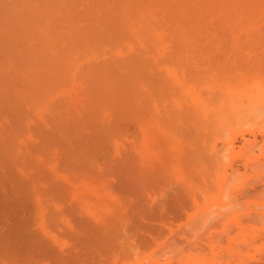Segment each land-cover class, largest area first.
Instances as JSON below:
<instances>
[{"label": "rangeland", "instance_id": "1", "mask_svg": "<svg viewBox=\"0 0 264 264\" xmlns=\"http://www.w3.org/2000/svg\"><path fill=\"white\" fill-rule=\"evenodd\" d=\"M0 1V5L2 2H8V5L4 3L5 6H0V74L3 72L2 75H4L3 77L0 75V264H264V10L244 11L242 9L244 12H237L238 10L228 7L231 9L230 11L225 8L227 12L225 9H223L224 12L221 9L219 10L222 12H218L221 3L225 1L223 0V2L220 1L221 3L217 2L219 5L215 9L217 12L191 14L192 17L203 16L198 17L199 20H203L200 22L193 18L196 21V23L193 22L197 24L196 26L189 23L190 27L187 24H185L186 27L184 25L181 27L179 26L181 22H178V27H176V23H173V26L169 24L171 29L164 28V26L161 27L160 32L158 31L160 28L155 25L153 28L157 29H154V33H156L154 36L153 30L150 29L153 22L150 23L148 20H151L152 17L155 19L157 13L159 14L161 11L158 8L166 6L163 3L164 6L157 8L162 3L157 0H153L157 1V6L153 1L148 3L145 2L148 0H136L140 2L141 7L144 5L148 7L146 9L144 6V14H142L143 7L138 11L143 16L141 17L139 14V17L143 19H141L142 22L150 23V27H146H149L150 31L148 29L147 31L145 26L144 28L141 26L147 23L144 24L140 20L139 22L137 16L135 18L139 23H142L139 25L142 29L134 28L138 22L132 21L133 16L130 11H136L133 8L140 7V5L135 6L137 2L134 3V0H129L134 1L133 6H131L132 2L128 3V0H112L113 2L111 0H87L88 6L85 3L86 0L84 2L78 0L79 4L76 3L77 1L71 4L74 1L69 0L68 8H71L70 12L77 14V17H72L73 15L69 17V12H67L68 19L62 17L66 14L59 11V6L56 8L59 13L57 11L55 15L62 16L55 18L53 14L55 11H52L54 5L50 6L52 3L46 2L50 6L47 9L52 7L50 9L52 13L47 11L46 14L44 11L46 5L41 0V3H38V0H33V2L36 5L45 6V8L42 7L44 9L43 17L39 14L41 11L36 12V8H34L35 12L32 7L31 10L28 8L31 4L30 0H28L29 5L25 0ZM10 1L15 2L12 3L15 4L14 7L19 5L17 7H21L22 10L13 9ZM17 1L18 3H16ZM49 1L51 2V0ZM92 1L93 3L95 1L97 5L93 6ZM169 1L174 2V0ZM181 1L184 0H175L176 8L182 5ZM190 1L188 3L191 5ZM19 2H24L23 6L25 4L28 7L25 6V9ZM105 2L110 6L108 7ZM212 2L215 4L216 0ZM111 3L113 6L116 5L115 8ZM235 3L236 0L230 2L231 7L235 6L233 5ZM54 4H56V0ZM63 4L62 6H64ZM217 4L215 5L218 6ZM226 4L228 3L224 2V6ZM242 4L244 3H240V6ZM31 5L33 6V4ZM149 5L155 6L154 8L150 7V12L147 11ZM190 5L186 6L187 9ZM84 6H87V9ZM171 6L172 3L170 6L167 5V12ZM61 8L63 10V7ZM38 9L40 10V8ZM73 9L74 12H72ZM80 9L88 12L83 11V13ZM102 9L106 12H100ZM118 9L123 12L122 16ZM152 9L153 13L156 10L160 11H156L154 16L147 19L149 17L146 13L149 12L150 15ZM184 9L185 6L180 10L183 12ZM16 10L18 11L16 12ZM75 10L76 12L79 10V14ZM172 10L171 8V11L168 12L169 16L170 13H173ZM177 10L175 9L174 13L179 12L178 15L182 13ZM189 10L184 13L187 14ZM233 10L236 12L234 13ZM65 11L66 9H64ZM111 11L113 13L117 11L116 13L119 15L117 16L115 13L112 15ZM23 12L29 18L22 17L21 19L19 15L24 16ZM167 12L165 9L164 15L166 13L168 17ZM28 13L36 16L30 15L31 21L32 17H35L32 21L34 24H29L31 22L28 20L30 19ZM100 13L104 15L101 17ZM138 13L135 12L134 15ZM174 13L171 14L172 17L175 15ZM161 16L160 20L166 17H163V14ZM128 17L132 19L134 25L129 22L130 19L128 21ZM36 18L38 21L35 23ZM64 18L66 22H62ZM157 18V21H160L159 17ZM168 18L165 19L169 22L178 21V19L174 20L176 17L173 19L170 16L171 20ZM39 19L43 22H40ZM108 19L111 23L108 22ZM118 19L121 22L117 21ZM122 20L129 26L125 27ZM197 20L199 23L202 22L201 25ZM24 21L29 24L24 23V25H28L29 31L25 29L26 26L23 27L22 22ZM90 21L95 22L91 24L94 25L93 27H97V29L95 28L96 33H99L97 37L91 34L94 29L88 26ZM157 21H155L156 24ZM204 21L206 22L204 23ZM72 22L74 24L78 22L77 27L76 25L74 27ZM80 22L82 23L79 26L82 27L81 30L78 28ZM37 23L41 25L38 26ZM52 23L54 24L52 25ZM62 23L69 24L73 26L72 28H78L77 32L84 33L87 39L89 36L88 40L92 42V39L99 38L98 36H101L106 28H109L111 36L120 34L119 32L115 34L119 29L120 31L127 29L124 31L125 34H129V36L126 35L127 39L133 37L137 41L132 39L135 42L129 40L126 44L127 39L123 35L120 37L121 39L124 37L123 41L121 40L118 45L116 43L117 47H113L114 42L111 40L115 41V39L108 38L112 43V45H110L111 43L108 45L106 37H110V35L108 33L109 36L105 35L104 38L105 32L101 39H106L107 45L103 48L105 40L101 46L103 43L100 42L101 39H94L95 41L99 40L101 45H96L95 41V44L91 45V42L88 41L90 48L98 46L96 49L89 48V51L93 49L92 52L87 50L90 54L84 52V49L89 45L87 43L86 46H88H84L87 41L84 40L86 38H83L81 41L84 42L85 48L83 46L82 48L86 55L83 53L81 55L84 56H81V42L78 43L79 50V48L77 49V40L73 42V37H71L73 33L75 34L76 29L71 31L70 37L73 43L71 45L69 35L67 34L68 38L65 34L69 30L66 28L69 25L65 27L61 25L62 30L65 28L68 30L64 31L63 35L61 34L62 37L60 36L62 32L59 31L61 29L59 25ZM86 23L87 26H85ZM49 24L51 27L47 26ZM159 24L161 23L159 22L157 26H161ZM163 24H165L164 20ZM14 25H18V27ZM109 25L113 28L111 29ZM99 26L105 29H100ZM120 26L122 27L120 28ZM16 28L17 30L21 29L19 30L21 35ZM99 29L100 32L103 31L100 33ZM50 30H54L53 33ZM87 31H90V34ZM144 31L148 32L147 35ZM157 31L160 33L158 34ZM166 33H168L167 38L164 35ZM77 34L79 33H76V36ZM85 35L84 37H86ZM81 36L80 38H82ZM46 38L51 41L45 40ZM27 39H29V44ZM116 42L118 41L116 40ZM22 43L24 45L26 43V45L23 47ZM69 44L72 47L75 46L77 49L75 53L77 52L76 54H79L81 59H78L79 55L77 57L73 54L76 57H67L71 55V51L75 50L73 47L71 51L70 49L68 51ZM123 44H125L124 48L121 46ZM140 44L139 47L142 49H136L135 45ZM130 45L132 47H129ZM19 46L21 49L18 48ZM36 46H38L36 50H33ZM49 47L50 49H48ZM58 47L62 53L67 48L65 53L68 51L69 55L65 54L66 61L74 60L72 58L78 59L77 62L75 61L74 66L77 67L75 66L74 70L71 65L74 61H71V64L68 63L71 66H67V63H64L66 66L61 65V61L53 63L56 58L61 60L60 56H65L57 52ZM12 48L13 50H11ZM38 50L40 51L38 52ZM147 50L150 51L146 54ZM129 52L133 55L132 57L137 58V62L138 59L140 61L142 59V64L146 62L145 64L149 68L146 70V65L144 64L143 68L139 62L142 70L138 67L139 63L134 66L133 70L137 67L140 74L137 73V76L134 74L138 70L131 72L132 69H130L129 72V68H127L130 66L129 63L134 65L132 62L134 59L128 55ZM127 56H130L132 61L127 58L129 62L126 60L128 63L125 64L124 60ZM51 58L54 59L53 62H47ZM33 60L37 61L34 63ZM62 60L64 62V58ZM115 60L124 63L117 64ZM112 62L120 66L129 64L127 67H123L128 69V71L124 70V72L126 71V74L123 73L125 76L127 72H129L128 74L133 73L134 77L140 76L138 77L139 88L135 86V89L138 90V92L135 91V95L132 94L129 98L130 95H128L126 99L122 96L124 100L121 98L120 101L118 95L115 94L117 91H111V88L116 85L117 87L121 86L119 83L121 78H123L122 82L128 79L130 80L128 82H131L134 78L130 79L129 76L126 79L120 75L117 76L119 78H116V75L120 74L118 66H116L117 73L116 70L113 71L114 69L111 71L114 72V79H118L119 82L115 83L112 80L116 85L112 84L113 87L110 89L108 87L110 85H105L108 89L105 90V86L103 90L101 89L102 83L99 84V82L102 80L100 81L97 72L102 70L105 72L103 65L108 63L112 65ZM57 63L66 68L63 70V68L54 66ZM109 65L107 66L109 67ZM112 66L110 67L113 68ZM36 67L38 68L36 69ZM69 67L73 71H70ZM89 68L92 69V75ZM111 68H108L107 73ZM15 70H18L17 74ZM38 70L41 72L39 71V73ZM26 71L28 73L30 71L32 76ZM95 71H97L96 75ZM122 71L121 69V75H123ZM20 72L22 75H19ZM65 72L66 76H64ZM78 72L83 76L80 74L77 76ZM105 73L103 74L105 75ZM52 75L57 76L58 80L53 79ZM68 75L73 78H69ZM85 75L88 77L85 78ZM133 75L131 74V76ZM18 76H22V78ZM105 77L107 76L105 75ZM105 77H103L104 80ZM4 78L7 81L3 83L1 79L4 80ZM41 78H43V82ZM109 78L111 80L112 77L107 79ZM23 79L24 81H22ZM51 81L52 84H50ZM218 81L220 84L224 81V86L223 84L219 85ZM16 82L17 84H15ZM41 82L46 86L44 87ZM124 82L121 84H127L126 87H128L129 83ZM54 83L56 84L54 85ZM48 85H54V87L51 86L56 91L54 96V91ZM95 85L98 89L95 88ZM218 85L223 88V90L220 89L222 91L219 94L222 98L215 96L216 99L220 98V101L211 98L214 94L212 90L219 91L216 88ZM117 87L116 90L120 92L121 88ZM39 88H41L40 91ZM4 89H8L6 91L10 92V95L14 91L15 95H11L13 100L8 99L10 98L8 97L9 93L4 92ZM113 89L115 90V88ZM126 91L130 93L129 90ZM216 91L214 92L216 93ZM39 92L41 95L44 93L48 100L45 99L44 94L40 96ZM105 92L108 98L110 97L109 99L118 98L116 103L110 100L112 104L109 103L108 106L101 104L105 103L101 99L104 96L106 98ZM207 94L209 95L207 96ZM17 96L19 99L20 97L24 99L18 101ZM39 97H43V100L39 101L41 103L36 106V101L38 103V100H41ZM94 98H97L98 102L102 100L100 105H103V109L97 101H95L97 104L94 102ZM209 98L215 100V103L212 100L209 101ZM34 103L35 105H32ZM49 103H53L52 106ZM93 105L100 107V111H97L98 108H96L97 110L93 112ZM121 108L124 110L122 109V111ZM75 116L76 118H74ZM59 117H62V122ZM69 118L70 120L77 119V123L75 121L73 123ZM94 120H97L98 125L96 122V125L94 124ZM92 121L94 126L90 123ZM108 130L111 132H107ZM86 134L91 137H85ZM82 135L84 136L82 137ZM82 141L84 142L82 143ZM22 183L27 184L30 188L24 184L22 187ZM19 186H21L20 191ZM204 217H208L209 223H204ZM196 227L199 229L197 234Z\"/></svg>", "mask_w": 264, "mask_h": 264}, {"label": "bare ground", "instance_id": "2", "mask_svg": "<svg viewBox=\"0 0 264 264\" xmlns=\"http://www.w3.org/2000/svg\"><path fill=\"white\" fill-rule=\"evenodd\" d=\"M20 1H23V0H20ZM25 1L28 2V0H25ZM34 1H35V0H34ZM41 1H42L43 3H45L44 5H46V8H45V6H42L41 4H40V5H36L35 2H33V0H30V1H29L31 4H33V6H32L29 2L27 3L28 5L30 4L29 7H28V5L26 6L25 4H24V6H23L22 3H24V2H19V3H20L25 9H26V7L30 8V10L33 8L34 12H35L36 9H37V11H36L37 13H39V11H41V12L39 13L40 16H42V15H43L42 13H44V12H43V10H44L43 8H45L44 11H46L45 13L47 14V11L50 12V9H51L52 7H51L50 9H47V8H49L50 6H53V5H54L55 9H54V7H53V8H52V11H53V10L55 11V12L53 13L54 16H55V18L58 16V15H57V16L55 15V13L58 11V9L56 10V8H59V7H60V8L63 7V10H61L62 8H61V9L59 8V11H60L62 14H66L67 12H69V13H70V14L68 13V16H69V17H71L72 15H73L72 17H74V16L77 15V14H76V15H75V14H72V13L70 12V10H72V9H71V8H68L69 5H70V3H68L69 0H64V1H67V2H64L63 0H60V1L58 0V2H57V0H56V4H54V3H55V0H51V2H50L49 0H45V2H44V0H41ZM73 1H74V2H73ZM76 1H77V2H76ZM81 1H82V0H81ZM90 1H91V0H90ZM128 1H129V0H128ZM134 1H135V2H134ZM134 1H133L134 3L137 2L136 0H134ZM143 1H144V0H143ZM149 1H153V0H148V1H145V2H148V3H149ZM157 1H158L159 3H160V2H162V3L158 5V3L156 4ZM157 1H156V2L153 1V2H155V3H154L155 6L158 5L157 8L160 7V6H164V5H166V6H164V7H160V8H158V9H161V11H160V10L157 11V10H156L157 8L155 9L157 12L160 11L159 14H158L156 11H154L155 14L157 13L156 16L159 17V20H160V18H162V16H161L162 14H163V17L166 16V13H165V15H164V10L166 9V12H167V10H168V9H167V5H168V4H169V6H170L171 3H172L171 8L173 9V10H172L173 13H174V10H175V9H176V10L178 9L179 11L182 12V10H180V9H183L184 6H185V9H186V10L184 9L183 12H182L181 14H179V15L177 14V13H179V12L174 13L175 15L177 14L178 16H177V15H176V16L174 15L173 17H172V15H171V14H173V13H170L171 18L174 19V17H176L174 20L178 19V21H177V20L174 21V22L170 21V22H172V23H170L169 21H167V19H165V18H168V17H169L168 19L171 20V18H170V16H169V13H168L169 11H171V8L168 7V8H170L169 11L167 12L168 17L166 16V17H164L163 19H161V20H162V22H161V20H160V21H157V20H158L157 17H156L155 19H154L153 17L151 18V16H154L155 14L153 13V9H152V10H151V14H152V15H151V14L149 15L150 7H152L151 5H149V10H147V11H149V12L146 13V15L148 14L147 17H149V18H147V19H150V18H151V20H148V21H149L150 23L153 22V24L151 23V26H152V27L150 28V29L153 30L152 33H154V31H155L158 27L160 28V29H158V31L161 32V27L163 28V27L165 26L164 28H167V27H169V26H171V25L173 26V25H174L173 23H176L175 25H176V27H178V25H179L178 22H181L180 25H179V26H181V27H184L185 24H187V25L189 26V23H191V25L193 24V26H196L197 24H194V23H196V21L193 20V18H194V19H198V17H203V16L192 17L191 14H193V13H198V14H199V13H205V12L210 13L211 11H212V12H213V11L217 12V10H215V9H217V7H219V5L217 4V2H219V3L223 2V0H218V1L216 0V3H215V4L218 5V6H216V5L212 2V1H215V0H203V1H202V0H201V1H198V0L196 1V0H194L195 3L193 2V0H191V1H190V2H191V5H190V3H188L189 0H187V2H185L186 0H184V1H181V3H182V5H183V2H185V3H184L185 5H183V7H181V6H182V5H181V6L179 7V8H180V9H179V8H176L177 5L175 4V0H174V2H172V1L170 2V1H169L170 3L168 2V0H166V2H168V3L164 2V0H163V1H162V0H160V1L157 0ZM177 1H178V0H177ZM220 1H221V2H220ZM229 1L232 3V2L235 1V0H229ZM229 1H228V0L226 1V0H225L224 2H225V3H228L230 6H229L228 4H226L227 6H226V5L224 6V2H223V3H221L222 5L218 8V12L220 11L219 9H221V10L223 11V9H225V8L227 9V11H228V10L230 11L231 9L238 10L237 12H240V11L244 12V11H247V10H248V11H255V10L259 11V10H261V9L264 10V1H261V0H239L240 3L243 2V3L245 4V5L242 4V5H241L242 7L240 6V3L238 4V2H239L238 0H236V3L233 4V5H235V6H232V7H231L232 4H230ZM237 1H238V2H237ZM0 2H1V1H0ZM10 2H11V1H10ZM37 2L39 3L40 0H38ZM46 2L49 3V4H50V3H52V4H50V6H49V4H46ZM63 2H64V4H63ZM69 2H70V1H69ZM72 2H73V3H71V4H74L75 2L79 4V1H78V0H72ZM83 2H84V0H83ZM83 2H82V3H83ZM98 2H99V1H98ZM102 2H103V1H102ZM109 2H110V1H109ZM111 2H113V1L111 0ZM116 2H117V1H116ZM131 2H132V1H129L128 3L130 4ZM133 2H132V5H131V6L134 5ZM4 3H5L6 5H8V2H7V1H6V2H2L1 4L4 5ZM12 3H15V2H11L10 4H12ZM16 3H18V1H17ZM40 3H41V2H40ZM80 3H81V2H80ZM85 3H86V5H87V3H89V2H87V0H86ZM91 3H93V1H92ZM96 3H97V2H96ZM99 3H100V2H99ZM103 3H104V2H103ZM137 3H139V4H137ZM137 3H136L135 6L140 5V2H137ZM151 3H152V2H151ZM163 3H164V5H163ZM177 3H178V2H177ZM179 3H180V2H179ZM187 3H188V4H187ZM57 4H58V5H57ZM59 4H60V5H59ZM62 4H63L64 6H62ZM66 4H67L68 6H67ZM94 4H95V1H94V3H93L92 5H93V6L97 5V4H95V5H94ZM105 4H106V2H105ZM105 4H104V6H105ZM111 4H112V3H111ZM154 4H152V5H154ZM174 4H175V5H174ZM186 4H187V5H186ZM2 5H0V6H2ZM21 5H20V6H21ZM56 5H57V6H56ZM83 5H84V3H83ZM83 5H82V7H83ZM102 5H103V4H102ZM106 5H108V4H106ZM118 5H119V4H118ZM173 5H174V6H173ZM188 5H190V6L188 7V9H190V10H189V12H187V14H186V13H184V12H185V11H188V9H187V7H186V6H188ZM236 5H237V6H236ZM4 6H5V5H4ZM14 6H15V4H12V8H13V9H15V8H19V7H17V6H19V5H16V7H14ZM25 6H26V7H25ZM38 6H39V7H38ZM40 6H41V7H40ZM58 6H59V7H58ZM74 6H75V5H74ZM87 6H88V5H87ZM87 6H86V7H87ZM109 6H110V5H108V7H109ZM112 6H113V4H112ZM112 6H111V7H112ZM114 6H116V5L114 4ZM114 6H113V7H114ZM144 6H145V5H144ZM144 6H142V7H143V10L140 9V8H142L141 5H140V7L137 6V8H136V7L133 8V9H136V11H133V10L130 11V12L132 13V16H133V20L129 18V17H131V16H129V17L127 18L128 21H129V19H130V21H129L130 23H132V21H135V22H136L137 19H138V21L140 20V21L142 22L143 19H142L141 17H143V16L140 14V12L138 11V9L142 10V12H143L142 14H144V13H145V11H144L145 8L148 9L147 6H145V8H144ZM155 6H153L152 8H154ZM222 6H223V7H222ZM238 6H240L239 9H238ZM244 6H245L246 8H245ZM31 7H32V8H31ZM37 7L40 8V10H39ZM42 7H43V8H42ZM66 7H67V8H66ZM71 7H72V6H71ZM84 7H85V6H84ZM86 7H85V8H86ZM96 7H97V6H96ZM105 7H106V6H105ZM108 7H107V8H108ZM129 7H130V5H129ZM228 7H230L231 9H230V8L228 9ZM236 7H237V9H235ZM1 8H2V7H1ZM20 8H21V7H20ZM20 8H19V10L21 11L22 9H20ZM24 8H23V9H24ZM28 8H27V11H28ZM34 8H36V9H34ZM72 8H73V7H72ZM78 8H79V7H78ZM90 8H91V6H90ZM90 8H89V9H90ZM92 8H93V7H92ZM97 8H98V7H97ZM99 8H100V7H99ZM114 8H115V7H114ZM117 8H118V7H117ZM121 8H122V5H121ZM174 8H175V9H174ZM4 9H5V8H4ZM64 9H66L65 12H64ZM74 9H76V8L74 7ZM74 9H73L72 12H74ZM81 9H82V8H81ZM81 9H80V10H81ZM83 9H84V8H83ZM86 9H87V8H86ZM108 9H109V8H108ZM110 9H111V8H110ZM125 9H126V8H125ZM125 9H124V10H125ZM131 9H132V8H131ZM226 9H225V11H226ZM242 9H244V11H243ZM106 10H107V9H106ZM116 10H117V9H116ZM178 10H177V11H178ZM234 10H233V12L235 13L236 11H234ZM262 10H261V11H262ZM9 11H10V10H9ZM9 11H8V12H9ZM17 11H18V10H16V12H17ZM25 11H26V10H25ZM25 11H24V12H25ZM27 11H26V12H27ZM59 11H58V13H59ZM81 11H82V10H81ZM83 11L88 12L87 10H83ZM83 11H82V12H83ZM91 11H93V10H91ZM96 11H97V9H96ZM101 11L104 13L105 10L102 9V10H100V12H101ZM119 11H120V9H118V12H119ZM128 11H129V10H128ZM132 11H133V12H132ZM162 11H163V12H162ZM222 11H220V12H222ZM227 11H226V12H227ZM13 12H14V10H13ZM24 12L22 13L23 15H24ZM26 12H25V13H26ZM75 12H76V10H75ZM78 12H79V10H78L76 13H78ZM105 12H106V11H105ZM111 12H112V11H111ZM111 12H110V13H111ZM116 12H117V11L114 12L115 15H117ZM121 12H122V11H120L119 14H121V16H122V15H123V12H122V13H121ZM135 12H136V13L139 12V13H138L137 15H134ZM223 12H224V11H223ZM14 13H15V12H14ZM37 13H36V14H37ZM50 13H52V12H50ZM83 13H84V12H83ZM92 13H93V12H92ZM92 13L90 14L91 16H92ZM96 13H97V12H96ZM96 13H95V14H96ZM114 13L112 12L111 14L113 15ZM124 13H125V12H124ZM131 13H130V14H131ZM160 13H162V14H160ZM10 14H11V12H10ZM15 14H16V13H15ZM39 14H37V15H39ZM53 14H50V15H53ZM78 14H79V13H78ZM93 14H94V13H93ZM100 14H101V17H102V15H104V14H102V13H100ZM119 14H118V15H119ZM125 14H126V13H125ZM139 14L141 15V17H139V16H140ZM219 14H220V13H219ZM219 14H218V15H219ZM17 15H18V14H17ZM20 15H21V14H20ZM20 15H19V17H21V19H22V17L25 18V19L29 18L28 16H26V14L24 15L25 17H24V16H20ZM27 15H29V13H28ZM30 15L35 16V15H33V14H30ZM30 15H29V16H30ZM44 15H45V14H44ZM81 15L83 16L82 13H81ZM87 15H88V13H87ZM98 15H99V14H98ZM115 15H114V16H115ZM118 15H117V16H118ZM127 15H128V14H127ZM180 15H181V17H182V16H183V17H182V18L179 17ZM195 15H196V14H195ZM201 15H202V14H201ZM208 15H209V14H208ZM208 15H207V17H209ZM215 15H216V14H215ZM13 16H14V15H13ZM15 16H16V15H15ZM15 16H14V17H15ZM45 16H47V15H45ZM45 16H44V17H45ZM60 16H62V15H60ZM60 16H58V17H60ZM68 16H67V14H66V15H64V16H62V17H66V18L68 19ZM105 16H106V15H105ZM108 16H109V18H110V15H108ZM108 16H107V17H108ZM125 16H126V15H125ZM136 16H137V19L135 18ZM160 16H161V17H160ZM184 16H185V17H184ZM3 17H4V16H3ZM10 17H11V15H10ZM35 17H36V16H35ZM35 17H34V18L32 17V21H34L33 19H35ZM37 17H38V16H37ZM42 17H43V16H42ZM47 17H48V16H47ZM50 17H51V16H50ZM76 17H77V16H76ZM79 17H80V16H79ZM86 17H87V16H86ZM89 17H90V16H89ZM123 17H124V16H123ZM144 17H145V15H144ZM178 17H179V18H178ZM189 17H190V19H189ZM191 17H192V18H191ZM212 17H214V16H212ZM216 17H218V16H216ZM16 18H17V17H16ZM39 18H40V17H39ZM45 18H46V17H45ZM45 18H44V20H46ZM53 18H54V17H53ZM87 18H88V17H87ZM98 18H99V16H98ZM98 18H97V19H98ZM112 18H113V16H112ZM120 18H121V17H120ZM180 18H181V21H179ZM218 18H219V17H218ZM17 19H19V18H17ZM36 19H37V18H36ZM40 19H42V18H40ZM40 19H39V20H40ZM48 19H49V18H48ZM61 19H63V18H61ZM77 19H78V18H77ZM85 19H86V18H85ZM89 19H90V18H89ZM103 19H105L104 16H103ZM103 19H101V20H103ZM115 19H116V17H115ZM115 19H114V20H115ZM141 19H142V20H141ZM153 19H154V20H153ZM187 19H188V22H187ZM210 19H211V18H210ZM213 19H214V18H213ZM9 20H10V19H9ZM11 20H12V19H11ZM11 20H10V21H11ZM28 20H29V22H31V23H29V24H34V22L31 21V16H30V19H28ZM42 20H43V19H42ZM42 20H40V22H43ZM58 20L60 21V19H58ZM58 20H56V21H58ZM74 20H75V19H74ZM86 20H87V19H86ZM99 20H100V19H99ZM99 20H95V21H99ZM108 20H109V19H108ZM108 20H107V21H108ZM112 20H113V19H112ZM131 20H132V21H131ZM152 20H153V21H152ZM163 20H164V23H165V24H163ZM165 20H166V22H165ZM182 20H184V21H183V24H182ZM198 20H199V19H198ZM198 20H197V22H198ZM214 20H216V18H215ZM0 21H1V20H0ZM2 21L4 22L5 20H2ZM22 21H23V20H22ZM37 21H38V19L35 21V23H36ZM47 21H48V20H47ZM53 21L55 22L54 19H53ZM92 21H93V20H92ZM103 21H104V20H103ZM117 21L121 22L120 19H118ZM124 21H125V20H124ZM138 21H137V22H138ZM140 21H139V22H140ZM148 21H146V22L143 21V22H142V23H144V24L147 23L146 25H143L142 23H139V22H138L139 24L137 23V26H139L140 24H142L141 26H142L143 28H144V26H145V28H146L147 26L150 27V23H148ZM155 21H157V24L155 23ZM194 21H195V22H194ZM200 21H203V20L200 19L199 22H200ZM217 21H218V19H217ZM220 21H222V20H220ZM25 22H26V21L22 22V24L24 25ZM62 22H66V21H65V18H64V20H63ZM108 22H110V20H109ZM135 22H134V23H135ZM159 22L161 23V24H159V25H161V26H157ZM193 22H194V23H193ZM199 22H198V24L201 25L202 22H201V23H199ZM205 22H206V21H204V23H205ZM0 23H1V22H0ZM17 23H18V21H17ZM17 23H16V24H17ZM26 23H27V22H26ZM72 23L74 24V22H72ZM77 23H78V22H76V24H77ZM87 23H88V22H87ZM87 23L85 24V26H87ZM91 23H92V22L90 21V24H91ZM94 23H95V22H93L92 24H94ZM101 23H102V21H101ZM103 23H104V22H103ZM106 23H107V22H106ZM106 23H105V24H106ZM110 23H111V22H110ZM115 23H116V22H115ZM122 23L125 25V27H128V26H129V25L125 24V23L123 22V20H122ZM167 23H168V24H167ZM4 24H5V23H4ZM7 24H8V23H7ZM27 24H28V23H27ZM29 24H28V25H29ZM37 24H38V23H37ZM37 24H36V25H37ZM39 24H40V23H39ZM39 24H38V26H39ZM43 24H44V23H43ZM53 24H54V23H52V25H53ZM56 24H57V23H56ZM70 24H71V22H70ZM76 24H74V27H75ZM81 24H82V23L80 22V24L78 25V28H79V29L82 28V27H79ZM90 24H88L89 27H93V26H94V25H92V24H91V26H90ZM108 24H109V23H108ZM128 24H129V23H128ZM132 24H133V23H132ZM135 24H136V23H135ZM148 24H149V25H148ZM166 24H167V26H166ZM169 24H171V25H169ZM0 25H1V24H0ZM5 25H6V24H5ZM8 25H10V24H8ZM28 25H27V26H28ZM40 25H41V24H40ZM45 25H46V24H45ZM61 25L65 27L67 24H66V25H65V23L60 24V25H59L60 28L62 27ZM68 25H69V24H68ZM68 25H67V26H68ZM96 25H97V24H96ZM103 25H104V24H103ZM106 25H107V24H106ZM106 25H105V26H106ZM126 25H127V26H126ZM133 25H134V24H133ZM133 25H132V26H133ZM155 25H156V26H155ZM162 25H163V26H162ZM182 25H184V26H182ZM187 25H186V26H187ZM191 25H190V26H191ZM202 25H203V24H202ZM11 26H12V25H11ZM14 26H17V27H18V25H14ZM20 26H21V24H20ZM25 26H26V25H24L23 27H25ZM27 26H26L25 29H28ZM30 26H31V25H30ZM32 26H33V25H32ZM42 26H43V25H42ZM47 26H50V24L47 25ZM100 26H102V25H100ZM100 26H99V28H100ZM105 26H104V27H105ZM109 26H110V25H109ZM114 26H115V25H114ZM130 26H131V25H130ZM137 26H134V28H136L137 30L140 29V28L142 29L141 26H139V27H137ZM153 26H155V27H157V28L155 29V27L153 28ZM186 26H185V27H186ZM190 26H189V27H190ZM193 26H192V27H193ZM6 27H7V25H6ZM9 27H10V26H9ZM43 27H44V26H43ZM50 27H51V26H50ZM52 27H53V26H52ZM59 27H58V28H59ZM64 27H63V28H64ZM72 27H73V26H71V25H69L68 27H66V28H68L69 30L66 29V28L63 29V30H62V28L59 29V31L61 30L60 32H62V33H60V36L62 37L63 32H64V31L67 32L66 30H68L67 33H65V32H64V33L66 34L67 37H68V35H69V37H70V35L72 34V32L75 31L74 29H76L75 34L73 33V34L75 35L76 39L74 38L73 34H72L71 37H73V39H72L73 42H76V40H77V45H78V46H77V49H78L79 46H80L78 43L81 42V44H82V45H81V49H82V50H81L80 55L83 54L84 52H86V53L88 54L89 52H92L93 49H96V47H98V46H96V47L93 48V47L91 46V48H93V49H92L91 51H89V50L91 49V48H90V44H89V42H91V45H92V43L95 44V42H96V45H99V44H100V43H99V40H100L101 38H103V37L105 38L106 36H109V35L111 34V32L109 33V31H110L109 28H106L108 32L105 31V30H106L105 28H100V29H105L104 31L101 30V32L103 31V33L101 34V36H103V34H104L105 32H106L107 34L105 33L103 37L98 36L99 38H97V39H99V40H98V41H95L94 39H96L97 35L99 34V33H98V34L96 33L97 31L95 30V28L97 29V27L95 26V27H93V29H94L95 31L91 28V31H92V30L94 31V34L92 33L93 31L91 32V34L94 35V36H96L94 39H92V40H93V42H92V41H89V40H88V39H89V36H88V39H87V36H86L84 33H83V34L80 33L81 31H80V32H79V31L77 32L78 28H72ZM76 27H77V25H76ZM107 27H108V26H107ZM118 27H119V26H118ZM121 27H122V26H120V28H121ZM123 27H124V26H123ZM149 27L146 28V30L148 29V30L150 31ZM12 28H13V26H12ZM14 28H15V27H14ZM21 28H22V26H21ZM53 28H54V27H53ZM58 28H57V29H58ZM71 28H72V29H71ZM84 28H85V27H84ZM110 28L112 29L113 27L110 26ZM115 28H117V26H115ZM171 28H172V27H171ZM171 28L169 27L168 29H171ZM4 29H5V26H4ZM18 29H19V28H18ZM22 29H24V28H22ZM37 29H38V28H37ZM39 29H40V28H39ZM39 29H38V30H39ZM86 29H87V28H86ZM86 29H85V30H86ZM88 29H89V28H88ZM100 29H99V32H100ZM154 29H155V30H154ZM168 29H166L167 32H169ZM2 30H3V29H2ZM7 30H8V29H7ZM11 30H13V29H11ZM16 30H17V28H16ZM19 30H21V29H19ZM19 30H17V31H19ZM30 30H31V29H30ZM32 30H33V29H32ZM38 30H37V32H38ZM55 30H56V29H55ZM72 30H73V31H72ZM80 30H81V29H80ZM85 30H84V31H85ZM113 30H115V29H113ZM116 30H117V29H116ZM116 30H115V31H116ZM126 30H127V29H126ZM126 30H125V29L122 30L123 32L120 31V29L117 30L115 34H117V33L119 32V33L122 34V35H120V34H118V35H114L115 38H113L114 36H111L112 34L110 35V37H106L107 42H108L107 44L109 45V43H111V42L113 41L115 45H114V44L112 45V43H111L110 45H112L113 47H115V46H116V43H117V45H118V43H120L121 40L123 41V38H124V37H126L125 39H127L128 36H129V34L127 33L128 36H126V35H127V34H125L126 32L124 33V31H126ZM144 30H145V29H144ZM148 30H147V31H148ZM8 31H10V30H8ZM8 31H7V32H8ZM23 31H24V30H23ZM28 31H29V29H28ZM50 31H51V30H50ZM53 31H54V30H53ZM53 31H51V33H53ZM71 31H72V32H71ZM141 31H142V30H141ZM147 31H146V32L144 31V33H145V34L148 33ZM158 31H157V33H158ZM19 32H20V31H19ZM24 32H25V31H24ZM33 32H34V31H33ZM69 32H71V33H69ZM87 32H89V34H90V31H87ZM101 32H100V33H101ZM112 32H113V31H112ZM127 32H129V31H127ZM160 32H159V33H160ZM1 33H2V32H1ZM27 33H28V32H27ZM40 33H41V32H40ZM48 33H49V32H48ZM51 33H50V36H51ZM54 33H55V32H54ZM76 33H79V34H81V35H83V36H81V35H79V34H77V36H76ZM108 33H109V35H108ZM123 33H124V34H123ZM138 33H139V32H138ZM141 33H142V32H141ZM150 33H151V32H150ZM150 33H149V34H150ZM159 33H158V34H159ZM17 34H18V33H17ZM61 34H62V35H61ZM67 34H68V35H67ZM135 34H136V33H135ZM142 34H143V33H142ZM142 34H141V35H142ZM167 34H168V33L164 34L165 37H166ZM8 35H10V34H8ZM20 35H21V32H20ZM22 35H23V34H22ZM35 35H36V34H35ZM39 35H40V34H39ZM42 35H43V33H42ZM58 35H59V33H58ZM58 35H57V36H58ZM78 35H79V36H78ZM84 35H85L86 37H84ZM105 35H106V36H105ZM123 35H124V37H122V39H121L120 37L123 36ZM143 35H144V34H143ZM146 35H147V34H146ZM155 35H156V33H154V36H155ZM164 35H163V36H164ZM25 36H26V35H25ZM36 36H37V35H36ZM46 36H48V35H46ZM52 36H53V34H52ZM60 36H59V37H60ZM64 36H65V35H64ZM80 36H81L82 38H80ZM167 36H168V35H167ZM69 37H68V38H69ZM71 37H70V40L68 39L69 42L71 41ZM111 37H112V38H111ZM117 37H118V38H117ZM141 37H142V36H141ZM141 37H140V38H141ZM143 37H144V36H143ZM151 37H152V35H151ZM165 37H164V38H165ZM8 38H9V37H8ZM14 38H15V37H14ZM23 38L25 39V37H23ZM39 38H40V37H39ZM48 38H50V37H48ZM48 38H46L45 40H47ZM54 38H57V37H54ZM63 38H64V37H63ZM83 38H86L87 40H86V39H84V40L87 41V42L84 43L83 41H81ZM92 38H93V36H92ZM108 38L115 39V41H114V40H111V42H110ZM134 38H135V37H134ZM152 38H154V37H152ZM152 38H151V39H152ZM164 38H163V40H164ZM166 38H167V37H166ZM65 39H66V38H65ZM79 39H80V40H79ZM97 39H96V40H97ZM106 39H101V40H100V42H101V41L103 42V40H105V44H104V42H103V43L101 42L102 45L100 44L101 46H103V44H104L103 48L105 47V45H107V44H106ZM132 39H133V37H132V38L130 37L129 40L132 41V42H135V41H133V40H136V41H137V39H133V40H132ZM141 39L144 40V38H141ZM14 40H15V39H14ZM18 40H19V39H18ZM27 40H28L27 42H28V44H29V39H27ZM40 40H41V38H40ZM40 40H39V41H40ZM78 40H79V42H78ZM116 40H117L118 42H116ZM129 40H128V39L126 40V44H127V42H128ZM157 40L159 41V39H157ZM161 40H162V39H161ZM15 41H16V40H15ZM21 41H22V40H21ZM47 41L50 42L51 40H47ZM47 41H46V42H47ZM72 41L70 42V44L72 43ZM88 41H89V42H88ZM94 41H95V42H94ZM145 41L147 42V40H145ZM149 41H150V40H149ZM149 41H148V43H149ZM158 41H157V42H158ZM27 42H26V43H27ZM41 42H44V41H41ZM41 42H40V43H41ZM49 42H48V43H49ZM52 42H54V41L52 40ZM59 42H60V41H59ZM59 42H58V43H59ZM14 43H15V42H14ZM17 43H19V42H17ZM17 43H16V46H17ZM26 43H25V45H26ZM32 43H33V42H32ZM32 43H31V44H32ZM37 43H38V42H37ZM83 43H84L85 45H84ZM87 43H88L89 47H88V48H85L84 46H86ZM129 43H130V42H129ZM137 43H138V42H137ZM144 43H145V42H144ZM159 43H161V42H159ZM20 44H21V43H20ZM28 44H27V45H28ZM31 44H30V45H31ZM49 44H51V43H49ZM54 44H55V42H54ZM56 44H57V43H56ZM59 44H60V43H59ZM61 44H63V43H61ZM70 44H69V46H68V49H67V48H66V49H67L68 51H69V49H70V51H71L72 48L74 47L75 50L73 49L74 51H73V52L71 51V53H70L71 55H70V56H67V57H70V58H71V56H73V55H77V57H78L79 54H76L77 52L75 53V51H76L77 49L75 48L74 45H73V47L71 46L73 43H72L71 45H70ZM138 44H139V43H138ZM25 45H24V43H22V46H23V47H24ZM35 45H36V43H35ZM64 45H65V44H64ZM75 45H76V43H75ZM83 45H84V46H83ZM88 45H87V46H88ZM124 45H125V44H123V45H121V46L123 47ZM128 45H129V44H128ZM132 45H134V44H132ZM132 45H130L129 47H132ZM147 45L150 46V44H147ZM11 46H12V45H11ZM31 46H32V45H31ZM40 46H41V45H40ZM48 46H49V45H48ZM58 46H60V45H58ZM61 46H62V45H61ZM70 46H71V47H70ZM82 46H83L85 49L82 48ZM87 46H86V47H87ZM93 46H94V45H93ZM112 46H111V47H112ZM135 46H136V49H137V48H140L139 46H141V44H140V45H135ZM149 46H148V47H149ZM152 46H153V45H152ZM12 47H13V46H12ZM28 47H29V45H28ZM37 47H38V46H36L34 49L31 47V50H32V49H33V50H36ZM42 47H43V46H42ZM53 47H54V46H53ZM55 47H56V46H55ZM116 47H117V46H116ZM142 47H144V46H142ZM18 48H20V46H19ZM40 48H41V47H40ZM46 48H47V46H46ZM89 48H90V49H89ZM99 48H100V46H99ZM99 48H98V49H99ZM123 48H124V47H123ZM133 48L135 49V47H133ZM151 48H152V47H151ZM151 48H150V50H151ZM14 49H17V47H16V48L14 47ZM20 49H21V48H20ZM29 49H30V48H29ZM43 49H44V47H43ZM43 49L41 48V50H43ZM48 49H50V47H49ZM64 49H65V48H64ZM66 49H65V50H66ZM83 49H84L85 51H84ZM88 49H89V50H88ZM100 49H101V48H100ZM107 49H108V47H107ZM118 49H119V48H118ZM136 49H135V50H136ZM140 49H142V48H140ZM147 49H148V48H147ZM11 50H13V48H12ZM57 50H58L57 52H60V51H59V47H58ZM61 50H62V49H61ZM65 50H64L63 53H62V52H60V53H62V55H65V54L69 55L68 51H66V53H65ZM79 50H80V48H79ZM87 50H88L89 52H87ZM124 50H125V49H124ZM150 50H149V51H150ZM39 51H40V50H38V52H39ZM45 51H46V50H45ZM45 51H44V53H45ZM62 51H63V50H62ZM83 51H84V52H83ZM97 51H98V50H97ZM105 51H106V50H105ZM137 51H138V50H137ZM149 51L147 50L146 54H147ZM14 52H15V51H14ZM33 52H34V51H33ZM41 52H42V51H41ZM46 52H47V51H46ZM49 52H50V51H49ZM49 52H48V53H49ZM111 52H112V49H111ZM113 52H114V51H113ZM132 52H133V51H132ZM132 52H131V53H132ZM135 52H136V51H134L133 53H135ZM74 53H75V54H74ZM86 53H84V54L86 55ZM101 53H102V52H101ZM124 53H125V52H124ZM15 54H16V53H15ZM20 54H21V53H20ZM20 54H19V55H20ZM31 54H32V51H31ZM52 54H54V53H52ZM72 54H73V55H72ZM89 54H90V53H89ZM98 54H100V53H98ZM127 54H128V53H127ZM150 54H151V53H150ZM42 55H43V52H42ZM54 55H55V54H54ZM54 55H53V56H54ZM57 55H58V54H57ZM60 55H61V54H60ZM80 55H79V58H78V59H81V56H84V55H81V56H80ZM92 55H93V54H92ZM124 55H125V54H124ZM128 55H130L131 57L133 56L132 54H130V52H129ZM134 55H135V54H134ZM29 56H30V55H29ZM38 56H40V55H38ZM44 56H45V55H44ZM125 56H126V55H125ZM130 56H129V57H130ZM9 57H10V56H9ZM23 57H24V56H23ZM49 57H50V56H49ZM54 57H56V56H54ZM61 57H62V59L64 58V62H63L62 59L59 60V58H56V61H55L54 59L51 58V60H50V61H47V62H51V61L53 62V60H54L53 63H56L57 61H58V62L61 61V65H63L64 63H65V64L67 63L66 65L68 66V65H69L68 63H70L71 61H74V63H72V64L70 63V64L72 65L73 70H74V68L77 67L76 65H75L76 67L74 66V64H75V63L77 62V60H78L77 58H76V59H75V58H72V59H74V60L66 61V60H67V58H65L66 55H65L64 57H63V56H60V58H61ZM73 57H76V56H73ZM85 57H87V56H85ZM129 57L127 56V57H125L126 59L124 58V59H125V60H124V61H125V64H127V63L129 62V60L127 59V58H129ZM143 57H145V56H143ZM15 58H16V56H15ZM30 58H32V57H30ZM40 58H41V57H40ZM70 58H68V59H70ZM82 58H83V57H82ZM132 58H133L135 61H134V60L132 61ZM132 58H129V59H131L130 61L134 62V65H133L131 62L129 63L130 66H131V64H132L131 68H130V66L127 67L129 64H128L127 66H126V65H121V66H122V67H121L120 65H116V63L112 62L111 64L115 66V67H113L112 65H109L110 63H108V64H104V63H103V64H104L103 66H105V67H104V70H105L106 73L103 72V70H102L103 68H102L101 66H100V67L102 68V69H101L102 71H101L100 69H98V70H100L101 72L105 73V75H106L107 77H105V75H104L103 73L100 74L101 72H97L98 70L94 72V74L97 72V74H99V76H100V78H99L100 81L102 80V82H99V84H100V83H102V84L106 83V84H104L103 86H102V84H101V89H102V90H103V88H104L105 85H107V86L110 85V86H108L109 89H110L111 87H113L112 84H115L116 82H119V81H120L119 83H120L121 86L118 85V87H117V85L115 84L116 87H117L118 89L121 88V89H119V90H121L120 92H119L118 90H116V87H113V88H115V90H114L113 88H111V91H117L116 93H115V92H114V93L116 94V96L118 95L117 97H119V100H120V101H121V98H122V100H124L123 97H125V99H126V96L130 95V96H128V98H129V97H131L132 94L135 95V94H134L135 91L138 92V90L135 89V88H136V87L139 88V81H140V80L138 79V77H140V76L138 75V77H134L135 75H133V73H130V74H128V73L131 71L130 69H132L131 72H133V71L135 72V70H138V71H136V72L134 73V74H136V76H137V73L140 74L139 69L142 68V66H140V65L142 64V62H141L142 59H141V61L138 59V62H137V58H136V57H132ZM135 58H136V59H135ZM146 58H147V57H146ZM11 59H12V56H11ZM23 59H24V58H23ZM32 59H33V58H32ZM148 59H149V58H148ZM30 60H31V59H30ZM44 60H46V59L44 58ZM126 60H128L127 63H126ZM13 61H14V60H13ZM17 61H18V60H17ZM20 61H21V60H20ZM33 61H34V60H33ZM35 61H37V60H35ZM35 61H34V63H35ZM38 61H39V60H38ZM65 61H66V62H65ZM75 61H76V62H75ZM106 61H108V60L106 59ZM106 61H105V63H107ZM115 61H116V60H115ZM31 62H32V60H31ZM31 62H30V63H31ZM40 62H41V60H40ZM44 62H45V61H44ZM47 62H46V65H47ZM52 62H51V63H52ZM62 62H63V63H62ZM110 62H111V61H110ZM116 62H117V61H116ZM118 62H119V63H118ZM118 62H117V64H121V63L123 64V63H124V62H121V61H118ZM120 62H121V63H120ZM139 62H140L141 64H140ZM15 63L17 64V62H15ZM15 63H14V64H15ZM21 63H22V62H21ZM30 63H28V65H29ZM37 63H39V62H37ZM113 63H114V64H113ZM137 63H139V65H138L139 69H137V67H136V68L133 70L134 66H135ZM145 63H146V62H145ZM145 63H144V64H145ZM59 64H60V63H59ZM65 64H64V66H66ZM144 64H142V65H143V68H144L145 65H146V64H145V65H144ZM19 65H20V63H19ZM21 65H23V63H22ZM21 65H20V66H21ZM26 65H27V64H26ZM32 65H33V64H32ZM35 65H36V64H35ZM43 65H44V64H43ZM61 65H58V63H57L56 65L54 64V66H56V67L58 66V68H60V69L63 68V70H64V68H66V67H64V66L62 67ZM71 65H69V66H71ZM77 65H78V63H77ZM107 65H109V67H108ZM154 65H155V64H154ZM29 66H30V65H29ZM36 66H37V65H36ZM106 66H107L108 68H111L110 66L113 67V68L109 69L110 76L112 77L111 80H110V78L107 79V78L110 77V76H109V73H107L108 68L106 69ZM116 66H118V69L120 70V72H119V70H118V73H120V74L116 75V78H119V77H117V76H119V75H120L121 77H126V79L129 78V76H130V79H131L132 77H134V78H132L131 82H128L129 79L126 80V79L124 78V80H126V81H125V82L123 81V82H124V83H127V82H128L129 85H130V87H129V85H128V87H126L127 84L122 85V84H123V82H122L123 78H121L122 80L120 79L119 81H117L118 79H116V80L114 79V78H115V75H113L114 72L112 73L111 70L114 69L113 71L116 70V73H117V67H116ZM119 66H120L121 69L123 70V71H122V74H123V73L126 74V71H128V69H124L125 67L129 68V72H127V75H126V76H125V74H123L124 76L121 75V69H120ZM21 67H23V66H21ZM34 67H35V66H34ZM39 67H40V65H39ZM42 67H43V66H42ZM42 67H41V69H42ZM47 67H48V65H47ZM56 67H54V68H56ZM82 67H83V66H82ZM93 67H94V66H93ZM123 67H124V68H123ZM37 68H38V67H36V69H37ZM43 68H44V67H43ZM54 68H53V69H54ZM69 68H70V67H69ZM69 68H68V69H69ZM72 68H70L69 70H70V71H73V70H71ZM95 68H97V67H95ZM148 68H149V66L146 65V70H147ZM15 69H17V68H15ZM21 69H22V68H21ZM30 69H31V68H30ZM39 69H40V68H39ZM48 69H49V68H48ZM50 69H51V67H50ZM34 70H35V69H34ZM45 70H46V69H45ZM65 70H67V69H65ZM89 70H90V68H89ZM91 70H92V69H91ZM91 70H90V71H91ZM93 70H94V68H93ZM124 70H126V71L124 72ZM141 70H142V69H141ZM141 70H140V71H141ZM204 70H205V68H204ZM15 71H16V70H15ZM17 71H18V70H17ZM17 71L15 72L16 74H17ZM36 71H37V70H36ZM39 71H40V70H38V72H39ZM51 71H52V70H51ZM60 71H61V70H60ZM84 71H85V70H84ZM155 71H156V70H155ZM159 71H160V70H159ZM162 71H163V70H162ZM6 72H7V71H6ZM26 72L28 73V71H26ZM40 72H41V71H40ZM40 72H39V73H40ZM55 72H56V71H55ZM58 72H59V71H58ZM81 72H82V71H81ZM22 73H23V72H22ZM27 73H26V74H27ZM31 73H32V72H31ZM43 73H44V71H43ZM83 73H84V72H83ZM85 73H86V71H85ZM87 73H90V72L87 71ZM2 74H3V72H2ZM2 74H0V75H2ZM4 74H5V73H4ZM12 74H13V73H12ZM20 74H21V72L19 73V75H20ZM23 74L25 75V73H23ZM28 74L31 75V74H30V71H29ZM33 74H34V71H33ZM35 74H36V73H35ZM55 74H56V73H55ZM59 74H60V73H59ZM59 74H58V75H59ZM61 74H62V72H61ZM79 74L83 76V74H81V73H79V72H78V75H77V76H79ZM90 74L92 75V71H91ZM111 74H112V75H111ZM131 74H132L133 76H131ZM151 74H152V73H151ZM204 74H206V73H204ZM7 75H8V74H7ZM21 75H22V74H21ZM36 75H37V74H36ZM88 75H89V74H88ZM95 75H96V74H95ZM3 76H4V75H2V77H3ZM26 76H28V75H26ZM31 76H32V75H31ZM31 76H30V77H31ZM50 76H51V74L49 75V77H50ZM52 76H53V75H52ZM59 76H60V75H59ZM64 76H66V72H65ZM64 76H63V77H64ZM86 76H87V75H85V78H86ZM102 76L105 77V80H104V78H103ZM207 76H208V75H207ZM0 77H1V76H0ZM15 77H16V76H15ZM18 77H19V76H18ZM20 77L22 78V76H20ZM20 77H19V78H20ZM49 77H46V78L49 79ZM53 77H54V76H53ZM68 77H69V75H68ZM70 77H71V76H70ZM70 77H69V78H70ZM87 77H88V76H87ZM90 77H92V76H90ZM90 77H89V78H90ZM93 77H95V76H93ZM93 77H92V78H93ZM101 77H102V78H101ZM6 78H7V77H6ZM6 78H4V80L1 79V81L4 83L5 81H7ZM28 78H29V77H28ZM28 78H27V79H28ZM31 78H32V77H31ZM31 78H30V79H31ZM33 78H35V77H33ZM64 78H65V77H64ZM71 78H73V77H71ZM95 78H96V77H95ZM97 78H98V76H97ZM135 78L138 79V80H136ZM9 79H10V78H8V80H9ZM42 79H43V78H41V80H42ZM53 79H56V81L58 80L57 76L54 77ZM65 79H66V78H65ZM133 79H134V80H133ZM141 79H142V77H141ZM41 80H40V81H41ZM59 80H60V79H59ZM66 80H68V79H66ZM70 80H71V79H70ZM96 80H98V79H96ZM112 80L115 81V83H114ZM135 80L138 82V84H137V82H136ZM9 81H10V80H9ZM9 81H8V82H9ZM22 81H24V79H23ZM25 81H26V80H25ZM34 81H35V80H34ZM38 81H39V80H38ZM47 81H48V80H47ZM56 81H55V82H56ZM73 81H74V80H73ZM103 81H104V82H103ZM107 81H108V82H107ZM129 81H130V80H129ZM220 81H221V80H220ZM8 82H7V83H8ZM18 82H19V81H18ZM30 82H31V81H30ZM42 82H43V80H42ZM42 82H41V84L43 85ZM45 82H46V81H45ZM96 82H97V81H96ZM109 82H110V84H107V83H109ZM112 82H113V83H112ZM236 82L240 83L241 81H240V82H239V81H236ZM26 83H29V82H26ZM31 83H32V82H31ZM38 83H39V82H38ZM49 83H50V82H49ZM52 83H53V82L51 81L50 84H52ZM60 83H61V80H60ZM60 83H59V84H60ZM91 83H92V82H91ZM121 83H122V84H121ZM131 83H133L134 85H133V84L131 85ZM216 83H217V81H216ZM15 84H17V82H16ZM21 84H22V83H21ZM41 84H39V85H41ZM44 84H45V83H44ZM55 84H56V83H54V85H55ZM96 84H97V83H96ZM135 84H136V85H135ZM218 84H219V85L223 84V86H224L225 82L222 81L221 84H220V82L218 81ZM13 85H14V84H13ZM13 85H12V86H13ZM25 85H26V84H25ZM29 85H30V84H29ZM35 85H37V84H35ZM54 85H53V86L51 85V86L54 87ZM140 85H141V84H140ZM211 85H212V84H211ZM219 85L216 87V88L219 89V91H218V90L216 91V89L213 88L214 90H212V91H213V93H214L215 95L211 92V95L213 94L211 98L220 101V98L216 99L218 96L221 97L219 94H220L221 91L223 90V88H222L221 86H219ZM226 85H227V84H226ZM229 85H230V84H229ZM32 86H33V85H32ZM43 86L45 87L46 85H43ZM48 86H49V85H48ZM51 86H49L50 89L52 88ZM95 86H96V85H95ZM107 86H105V88H106L105 90L108 89ZM124 86H125V87H124ZM132 86H134V87H132ZM135 86H136V87H135ZM19 87H21V86H19ZM40 87H41V86H40ZM49 87H48V88H49ZM98 87H99V85H98ZM123 87H124V88H123ZM14 88H15V86H14ZM23 88H24V87H23ZM27 88H28V87H27ZM95 88H97V86H96ZM208 88H209V86H208ZM2 89H3V88H2ZM17 89H18V87H17ZM25 89H26V88H25ZM28 89H30V88H28ZM42 89H43V88H42ZM97 89H98V88H97ZM101 89H100V90H101ZM132 89H133V90H132ZM134 89H135V90H134ZM210 89H211V88H210ZM220 89H222V90H220ZM6 90L8 91V89H6ZM6 90L4 89V92L9 93V94H8V97H10V98H8V99H12L13 96H11V95H15V94H14V91L11 92V93H13V94L10 95V92H7ZM26 90H27V89H26ZM34 90H36V89H34ZM40 90H41V88H39V91H40ZM44 90H46V89H44ZM47 90H48V89H47ZM52 90L54 91V92H53V96H54V93H56L55 88H54V89L52 88ZM100 90H99V91H100ZM126 90H129L130 93L127 92ZM131 90H132V91H131ZM207 90H208V89H207ZM231 90H232V89H231ZM9 91H10V90H9ZM15 91H16V88H15ZM18 91H19V90H18ZM42 91H43V90H42ZM60 91H61V90H60ZM60 91H59V92H60ZM93 91H94V90H93ZM95 91H96V90H95ZM122 91H124V92H122ZM133 91H134V92H133ZM214 91H216V93H215ZM224 91H225V90H224ZM47 92H48V91H47ZM49 92H50V90H49ZM106 92H107V91H106ZM106 92H105V94H106V98H105V96H104V98H101V99H103V101H105V103L102 102V100H101L100 102H98L99 100H97V98H94V99H93L94 102H95V101L98 102V105H99V106H101V105H100L101 102H102L101 104H103V105H107V106H108L109 103L112 104V102H110V100L113 101V103H116L115 101H116V99H118V98H116V99H114V100H113V98H112V99H109L110 97L108 98ZM217 92H219V93H217ZM20 93H21V92L19 91V95H21ZM25 93H26V92H25ZM91 93H92V92H91ZM96 93H97V92H96ZM110 93H111V92H110ZM114 93H113V94H114ZM117 93H118V94H117ZM123 93H124V95H123ZM207 93H208V91H207ZM17 94H18V93H17ZM22 94H23V93H22ZM31 94H32V93H31ZM43 94H44V93H43ZM43 94L41 95L40 92H39V95H40V96H43ZM89 94H90V92H89ZM120 94H122V95H120ZM217 94H218V95H217ZM44 95H45V94H44ZM86 95H87V94H86ZM91 95H92V94H91ZM93 95H94V94H93ZM99 95H100V93H99ZM136 95H137V94H136ZM138 95H139V94H138ZM208 95H209V94H207V96H208ZM231 95H232V94H231ZM6 96H7V95H6ZM6 96H4V97L6 98ZM23 96H24V95H23ZM23 96H22V97H23ZM33 96H34V95H33ZM45 96H46V95H45ZM96 96H97V95H96ZM109 96H111V95H109ZM122 96H123V97H122ZM215 96H217V97H215ZM18 97H19V96H17V99H19ZM94 97H95V96H94ZM111 97H112V96H111ZM113 97H114V96H113ZM132 97H133V96H132ZM205 97H206V96H205ZM1 98H2V96H1ZM31 98H32V97H31ZM35 98H36V96H35ZM39 98H40L41 100H38V103H37V101H36V106H37L38 104L41 103V102H39V101H42V100H43V99H42L43 97H39ZM48 98H50V97L48 96ZM51 98H52V97H51ZM51 98H50V99H51ZM135 98H136V97H135ZM207 98H208V97H207ZM211 98H209V99H210L209 101L212 100ZM221 98H222V97H221ZM6 99H7V98H6ZM6 99H5V100H6ZM22 99H24V98H21V97H20V99H19L18 101H20V100H22ZM45 99H47V96H46ZM52 99H53V98H52ZM108 99H109V100H108ZM132 99H133V98H132ZM12 100H13V99H12ZM31 100H32V99H31ZM47 100H48V99H47ZM54 100H55V99H54ZM91 100H92V98H91ZM107 100H108V102H107ZM215 100H212V101L214 102ZM8 101H9V100H8ZM23 101H24V100H23ZM26 101H27V100H26ZM32 101H33V100H32ZM45 101H46V100H45ZM45 101H43V103H44ZM117 101H118V100H117ZM125 101H126V100H125ZM133 101H134V99H133ZM209 101H208V102H209ZM219 101H218V102H219ZM5 102H6V101H5ZM50 102H51V101H50ZM52 102H53V101H52ZM94 102H93V103H94ZM97 102H95V103L97 104ZM106 102H107V103H106ZM218 102H217V103H218ZM32 103H33V102H32ZM55 103H56V101H55ZM95 103H94V104H95ZM134 103H135V102H134ZM214 103H215V102H214ZM217 103H216V104H217ZM44 104H45V103H44ZM49 104L52 106L53 103H52V104L49 103ZM49 104H48V105H49ZM91 104H92V103H91ZM117 104H119V103H117ZM32 105H35V103L32 104ZM103 105L101 106V109H103V108H102ZM56 106H57V105H56ZM93 106H94V108H93V112H95L94 110H97L96 108H98V106H97V105H93ZM93 106H92V107H93ZM116 106H117V105H116ZM54 107H55V106H54ZM33 108H34V107H33ZM35 108H38V107H35ZM41 108H42V107H41ZM107 108H109V107H107ZM117 108H118V106H117ZM99 109H100V107L98 108L97 111H100ZM105 109H106V108H105ZM122 109H123V108H121V110H122ZM128 109H129V107H128ZM133 109H134V108H133ZM89 110H90V109H89ZM118 110H119V108H118ZM123 110H124V109H123ZM123 110H122V111H123ZM126 110H127V109H126ZM72 111H73V109H72ZM119 111H120V110H119ZM98 113H99V112H98ZM94 114H95V113H94ZM96 114H97V112H96ZM75 115L77 116V114H75ZM97 115H99V114H97ZM57 116H58V113H57ZM76 116H75L74 118H76ZM94 116H95V115H94ZM104 116H105V115H104ZM67 117H68V116H67ZM71 117H72V114H71ZM61 118H62V117H61ZM61 118L59 117V119H61ZM72 118H73V117H72ZM93 118H94V117H93ZM104 118H105V117H104ZM63 119H64V118H63ZM87 119H89V118H87ZM95 119H97V118H95ZM65 120H66V119H65ZM69 120H70V118H69ZM76 120H77V119H76ZM76 120H75V119H71L70 121H72L73 123H74V121H75V122L77 123ZM53 121H54V120H53ZM60 121L62 122V119H61ZM67 122H68V121H67ZM67 122H65V123L68 124ZM95 122L97 123V120H94V124H95ZM76 123H75V125H76ZM88 123H89V122H88ZM90 123L92 124L93 121L90 122ZM63 124H64V123H63ZM66 124H65V127H66ZM80 124H81V123H80ZM91 124H90V125H91ZM94 124H92V125L94 126ZM116 124H117V122H116ZM81 125H83V124H81ZM95 125H96V124H95ZM97 125H98V123H97ZM99 125H101V124H99ZM71 126H72V125H71ZM76 127H77V125H76ZM88 127H89V126H88ZM61 128H62V127H61ZM73 128H74V127H73ZM77 128H78V127H77ZM83 128H84V126H83ZM85 128H86V125H85ZM66 129H68V128L66 127ZM70 130H71V128L69 129V132H70ZM93 130H94V129H93ZM105 130H106V129H105ZM112 130H113V129H112ZM72 131H74V130H72ZM82 131H83V130H82ZM107 132H111V131L108 130ZM97 133H98V130H97ZM97 133H96V134H97ZM74 134H75V133H74ZM81 134H83V133H81ZM84 134H85V133H84ZM101 134H102V133H101ZM103 134H105V133H103ZM108 134H110V133H108ZM77 135H78V134H77ZM83 136H84V135H82V137H83ZM88 136L91 137L90 135H88ZM88 136H87V134H86L85 137H88ZM104 136H105V135H104ZM78 137H79V135H78ZM79 138H81V136H80ZM97 138H98V137H97ZM101 138H102V137H101ZM103 138H104V137H103ZM106 138H107V137H106ZM86 140H87V139H86ZM99 140H100V139H99ZM90 141H91V140H90ZM92 141H94V140H92ZM79 142H81V140H79ZM83 142H84V141H82V143H83ZM85 142H86V141H85ZM85 144H86V143H85ZM87 144H88V143H87ZM0 159H1V156H0ZM2 159H3V158H2ZM3 162H4V160H3ZM3 162H2V164H3ZM4 164H6V163H4ZM24 183H25V182H24ZM24 183H22V187H23L24 185H27V184H24ZM23 184H24V185H23ZM19 187H20V189H19V191H20V190H21V186H19ZM27 188H30V186L27 185ZM17 190H18V187H17ZM27 190H28V189H27ZM19 191H18V193H19ZM19 194H20V193H19ZM27 194H29V193H27ZM207 220H208V217H204V221H205V222H204V221H203V222L206 223V222L209 221V220H208V221H207ZM198 221H199V220H198ZM203 222H202V223H203ZM208 223H209V222H208ZM208 223H207V224H208ZM193 224H194V223H193ZM198 224H199V223H198ZM190 225H191V224H190ZM199 225H200V224H199ZM203 225H204V224H203ZM194 226H195V225H194ZM201 226H202V225H201ZM197 227H198V226H197ZM197 227H196V229H197L196 234H197V232L199 231V229H198ZM199 228H200V227H199ZM194 229H195V228H194ZM200 229H201V228H200ZM185 230H186V229H185ZM188 230H189V229H188ZM191 231H192V230H191ZM191 231H190V232H191ZM192 232H194V231H192ZM190 235H191V234H190ZM187 236H188V235H187Z\"/></svg>", "mask_w": 264, "mask_h": 264}]
</instances>
